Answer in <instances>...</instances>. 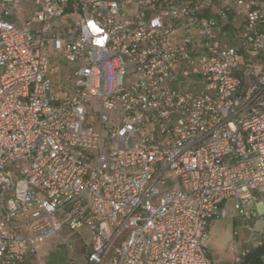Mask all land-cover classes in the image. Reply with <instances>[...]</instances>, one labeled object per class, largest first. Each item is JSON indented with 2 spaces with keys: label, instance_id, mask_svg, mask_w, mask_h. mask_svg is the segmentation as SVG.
Instances as JSON below:
<instances>
[{
  "label": "built area",
  "instance_id": "1",
  "mask_svg": "<svg viewBox=\"0 0 264 264\" xmlns=\"http://www.w3.org/2000/svg\"><path fill=\"white\" fill-rule=\"evenodd\" d=\"M245 54L264 0H0V264H45L65 228L69 254L90 241L71 264H213L229 199L253 231L264 68ZM263 242H231L234 264Z\"/></svg>",
  "mask_w": 264,
  "mask_h": 264
},
{
  "label": "rangeland",
  "instance_id": "2",
  "mask_svg": "<svg viewBox=\"0 0 264 264\" xmlns=\"http://www.w3.org/2000/svg\"><path fill=\"white\" fill-rule=\"evenodd\" d=\"M47 53L51 58V77L53 84L57 90L61 89V75L59 69L63 65L60 54L51 49H47ZM264 58V54H259ZM92 118V115H89ZM260 198L259 194H256ZM233 199L226 201V205L231 208V212L227 217H215L212 219L209 228V238L206 241L208 255L211 257L213 264H233L234 254L228 250L231 242L237 241L242 243L245 240L261 238L264 234V220L259 219L254 225L253 231H250L248 223H243L238 216V212L232 207ZM238 231V234H235ZM69 234V230L65 228L61 235L50 237L45 244L38 246L39 252L45 264H71L72 261L83 262L90 251L89 236L83 231H76L71 236L73 244L72 253L69 254L63 237Z\"/></svg>",
  "mask_w": 264,
  "mask_h": 264
},
{
  "label": "crops",
  "instance_id": "3",
  "mask_svg": "<svg viewBox=\"0 0 264 264\" xmlns=\"http://www.w3.org/2000/svg\"><path fill=\"white\" fill-rule=\"evenodd\" d=\"M247 58H251V62L252 63H254L255 65H259V66H262L263 68H264V58L263 57H261V56H259V55H254V56H252V55H243V58H242V60H246ZM241 89H242V91H247V87L245 86V84H243L242 86H241ZM240 89V90H241ZM252 241V239H250V240H245V241H243V243L245 244V245H249V243ZM233 264H234V261H233ZM242 264H253V263H250L249 261H247V260H245Z\"/></svg>",
  "mask_w": 264,
  "mask_h": 264
},
{
  "label": "trees",
  "instance_id": "4",
  "mask_svg": "<svg viewBox=\"0 0 264 264\" xmlns=\"http://www.w3.org/2000/svg\"><path fill=\"white\" fill-rule=\"evenodd\" d=\"M264 253V242L257 246V247H252L250 254L247 256L246 260L249 261L250 263H257L261 261V256Z\"/></svg>",
  "mask_w": 264,
  "mask_h": 264
}]
</instances>
